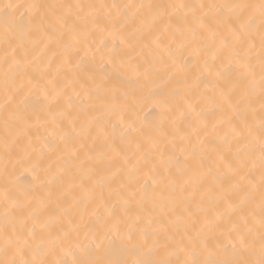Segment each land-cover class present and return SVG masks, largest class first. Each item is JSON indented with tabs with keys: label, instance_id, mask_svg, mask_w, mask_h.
I'll use <instances>...</instances> for the list:
<instances>
[{
	"label": "snow or ice",
	"instance_id": "obj_1",
	"mask_svg": "<svg viewBox=\"0 0 264 264\" xmlns=\"http://www.w3.org/2000/svg\"><path fill=\"white\" fill-rule=\"evenodd\" d=\"M0 264H264V0H0Z\"/></svg>",
	"mask_w": 264,
	"mask_h": 264
},
{
	"label": "bare ground",
	"instance_id": "obj_2",
	"mask_svg": "<svg viewBox=\"0 0 264 264\" xmlns=\"http://www.w3.org/2000/svg\"><path fill=\"white\" fill-rule=\"evenodd\" d=\"M142 118L147 120H151L154 118L152 115L151 106L145 107L142 113Z\"/></svg>",
	"mask_w": 264,
	"mask_h": 264
}]
</instances>
